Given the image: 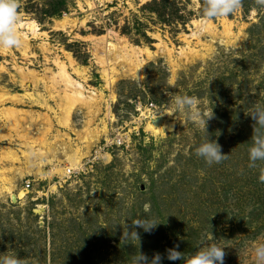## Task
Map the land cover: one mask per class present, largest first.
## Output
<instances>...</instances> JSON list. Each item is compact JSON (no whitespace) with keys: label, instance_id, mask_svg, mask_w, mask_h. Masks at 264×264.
Instances as JSON below:
<instances>
[{"label":"rangeland","instance_id":"obj_1","mask_svg":"<svg viewBox=\"0 0 264 264\" xmlns=\"http://www.w3.org/2000/svg\"><path fill=\"white\" fill-rule=\"evenodd\" d=\"M151 1L19 0L21 45L0 46V95L30 92L33 99L0 103V169L11 170L5 175L15 185L12 194L0 192V252L11 247L28 264H128L138 245L122 238L127 227L138 232L139 251L160 253L162 264H182L166 258L168 248L189 253L213 242L225 246L224 264H255L252 248L264 242V182L248 167L254 120L247 112L264 103V4L245 0L197 34L199 0H170L161 13ZM54 8L63 10L48 15ZM30 21L35 33L20 25ZM103 38L133 47L132 62L108 55ZM132 63L144 79L137 81ZM62 73L95 99L76 105L74 131L59 119L69 92ZM185 93L201 109L212 107L209 138L228 154L220 163L196 155L203 134L179 113L157 117L160 133L148 130L154 113ZM6 107L26 111L17 117L21 127L9 125ZM110 117L107 132L127 134V144L105 147L103 158L58 184L50 168L70 165L75 150L80 161L89 157L97 142L85 143L78 132L87 128L97 139ZM8 151L17 160L4 159ZM135 218L160 224L146 232Z\"/></svg>","mask_w":264,"mask_h":264},{"label":"clouds","instance_id":"obj_2","mask_svg":"<svg viewBox=\"0 0 264 264\" xmlns=\"http://www.w3.org/2000/svg\"><path fill=\"white\" fill-rule=\"evenodd\" d=\"M264 4V0H258ZM242 4V0H203L201 19L197 21V34L203 31L207 21L216 17H228L236 12ZM19 0H0V46L11 48L21 45V38L16 31V25L21 19L18 14ZM137 68L135 77L137 81L142 75H138ZM211 79L208 81V85ZM207 85V86H208ZM197 97L185 94H177L172 99L169 110H160L154 113L152 120L158 116L169 115L176 120V114H181L186 121L193 123L203 134L201 142L195 148L196 155L201 157L208 165L220 163L228 154H223L221 145L215 139H210L207 131V123L214 118L212 107L203 110L199 107ZM254 120L251 143L248 146V167L259 169L262 173L259 179L264 182V103L254 104L247 112ZM216 135H219L217 132ZM132 224L142 228L146 232L154 229L159 222L148 218H135ZM122 238L134 239L137 249L130 255L128 264H162L164 257L160 253H154L151 258L139 251V234L135 229L125 227ZM224 245L205 243L194 252H181L176 250L178 245L166 249V258L170 261L180 260L182 264H224ZM255 264H264V242H258L252 248ZM0 264H28L26 258L19 257L17 252L9 247L7 251L0 252Z\"/></svg>","mask_w":264,"mask_h":264},{"label":"bare ground","instance_id":"obj_3","mask_svg":"<svg viewBox=\"0 0 264 264\" xmlns=\"http://www.w3.org/2000/svg\"><path fill=\"white\" fill-rule=\"evenodd\" d=\"M65 23L66 21L63 20V21H59L57 23L58 26L60 27H64L65 26ZM21 26H25V25H28L32 28V31L33 33H35L38 28H37V25L33 22V21H30V22H23V23H20ZM26 40V39H25ZM102 40H104V51L109 54H112L113 55V58L115 60H126L127 62L131 63V55H134L135 54V49L129 45H127L126 43L122 42L120 43V46L118 45H114L110 42H107L105 40V38H103ZM27 47V46H26ZM24 53V52H23ZM107 55V54H106ZM100 61L103 63L104 62V59L103 58H100ZM117 62V61H116ZM115 62V63H116ZM120 62V61H119ZM107 64V62H106ZM132 67H135V69L137 68L135 66V64L132 63ZM64 68V67H63ZM132 69V68H131ZM130 69V70H131ZM134 69V71H136ZM109 70V69H108ZM114 69L111 68V71H113ZM134 71H130V72H134ZM64 72V70H63ZM116 72V71H115ZM111 72H108L105 74L106 76V81H107V86L109 88H111V84L113 83V79H112V76L110 75ZM63 74V73H62ZM118 74V73H117ZM62 77L65 79L66 83H67V87H68V93L65 95V103L62 104V106L60 107V123L62 124L61 126L62 127H65V128H68V129H72V126H71V116H72V113L76 107L77 104H79L80 102L81 103H85L87 104L89 107H90V104H93V102H95L91 96H86L85 95V88L82 84H80L79 82L77 81H74L72 80L68 74L64 73L62 75ZM33 78L35 80H37L38 78L36 77V75H33ZM62 78V79H63ZM61 79V80H62ZM39 80V79H38ZM63 88V87H62ZM66 88V87H65ZM111 92V91H110ZM93 93V92H92ZM91 93V94H92ZM88 94H90V92H88ZM92 95H95V94H92ZM110 96L112 97V99H114V96L112 95V93L110 94ZM23 97H26L27 99H33V95L32 93H25L23 95H18V94H1L0 95V103L3 104V103H6V102H13V103H20L21 102V98ZM51 98V97H50ZM40 101V100H39ZM107 109V108H106ZM2 111H4V115L7 116L9 118V121H13L12 123L10 122L9 125L11 127H14V129H16L17 127H21L22 125L19 123L20 120L17 118L19 117L21 114H23L24 112L26 111H23L21 109H16L14 107H6V108H2ZM32 112V111H31ZM34 114V113H33ZM43 116V115H42ZM153 118V117H152ZM49 119V118H48ZM161 119V118H160ZM46 120V119H45ZM152 124L151 123H148L147 124V128L148 130L150 131H153L155 133H160V130L162 128V125L164 123V120H157V117L152 120ZM45 122V121H44ZM48 122V120H47ZM90 122H91V119H90ZM46 123V122H45ZM50 126V122L48 123ZM105 127V126H104ZM94 128V127H93ZM49 129V126L45 128V130L47 131ZM105 129V128H104ZM93 130V129H92ZM72 131H74L72 129ZM94 131V130H93ZM105 131V130H104ZM21 133V132H20ZM36 133H40V132H36ZM41 133H46V132H41ZM82 133H85V135H82V138H83V141L85 143H91L92 141L96 140V132L92 133L89 131H87V128H85V131H82L81 133L78 132V135H81ZM101 133V132H100ZM26 134V132H25ZM47 134V133H46ZM33 135V134H32ZM38 135V134H37ZM44 137V136H43ZM81 138V139H82ZM26 139V138H25ZM42 140V139H41ZM44 142V141H43ZM49 142V141H48ZM55 141H51L49 143L51 144H54ZM95 142V141H94ZM44 144V143H43ZM45 144H48L47 142ZM33 146V145H31ZM48 146V145H47ZM7 148V147H6ZM47 149V148H46ZM51 152V151H50ZM13 153V152H12ZM43 153V152H41ZM27 154V153H26ZM46 154V153H44ZM78 154V155H77ZM23 155V153H22ZM107 154L105 155L104 158H107ZM4 159H10V160H13V162L15 160H17V157L14 155H11L10 154V151H8V153H6V155L2 156ZM82 156L79 155V152L77 150H75V154L71 155V157H68L66 160H68L70 162V165L71 166H74L76 164H78L80 162V158ZM85 157V156H84ZM1 158V157H0ZM1 160V159H0ZM52 160V159H51ZM82 160V159H81ZM61 169L58 170L59 172H57L56 170H53V172H51V174L53 175V173H56V174H62L63 170H65L64 168L60 167ZM9 171L10 173V169H4V170H1L0 169V192H6L7 194H12V192L14 191V183H13V178L12 177H8L6 176L5 174ZM39 171V170H38ZM37 171V172H38ZM42 171V170H41ZM13 172V171H12ZM11 172V173H12ZM24 196V192L21 191L19 192L18 194V198L19 199H22Z\"/></svg>","mask_w":264,"mask_h":264},{"label":"built area","instance_id":"obj_4","mask_svg":"<svg viewBox=\"0 0 264 264\" xmlns=\"http://www.w3.org/2000/svg\"><path fill=\"white\" fill-rule=\"evenodd\" d=\"M137 110H139L138 112L141 111L140 108L137 109ZM140 114H141V112H140ZM141 115L143 116V114H141ZM112 116H114V115H112ZM113 119L114 118H112V117L109 118V122L107 123V126L105 127V130H106L105 131V134H99V136L95 140L97 143L91 147L92 150L89 152V154H90L89 157H86V156H85L86 158L83 157L82 160L78 164H76L74 166H70L69 164H63L62 165L63 166L62 168H64L65 170H63L62 174H59L58 175L56 173H53V175H52V174L49 173V175H52L53 177H57V180H59L58 184L61 183L62 181H64V179L67 180V178L69 179V178L75 176L76 175V169H75V167H79L80 166L81 168L83 167V168H86L87 169V166L92 165V163L94 161H96V159L103 158V155H101V154L104 153L105 147L106 148H109L110 146H124V145L127 144L128 140H129L127 134L124 137V136L120 135V133H116L115 136L112 137V134H109L107 132V131H109V130L112 129V127L109 129L108 128L109 127L108 125H110V123L112 124L113 122H115V120H113ZM98 130H100V129H98ZM99 137L100 138L103 137V138L100 139ZM101 144H103V147L104 148H102V145ZM63 148L64 147H62V149ZM56 166L57 165L55 163L54 167H51L50 168V172H53V170H56V168H55ZM29 186H30V181L27 180L25 182V185H24V188L23 189L24 190H28L29 189Z\"/></svg>","mask_w":264,"mask_h":264},{"label":"trees","instance_id":"obj_5","mask_svg":"<svg viewBox=\"0 0 264 264\" xmlns=\"http://www.w3.org/2000/svg\"><path fill=\"white\" fill-rule=\"evenodd\" d=\"M247 1H250V0H247ZM169 2H170V0H152L148 5L153 6L155 12H160L161 13V10L166 8L168 6ZM199 3H200V11L202 12L203 0H199ZM241 5L242 6L246 5L245 0H242V4ZM61 10H63V9L54 8L53 10H50L47 13H48V15H55L58 12H60Z\"/></svg>","mask_w":264,"mask_h":264}]
</instances>
